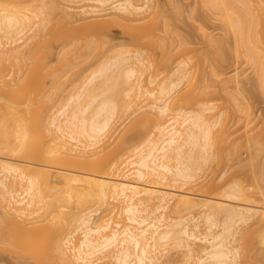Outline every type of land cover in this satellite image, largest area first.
Wrapping results in <instances>:
<instances>
[{
	"label": "bare ground",
	"instance_id": "bare-ground-1",
	"mask_svg": "<svg viewBox=\"0 0 264 264\" xmlns=\"http://www.w3.org/2000/svg\"><path fill=\"white\" fill-rule=\"evenodd\" d=\"M64 1L0 0L2 249L29 264H263L264 202L251 184L211 174L237 154L226 128L216 129L221 113L207 103L185 108L197 90L179 93L187 63L158 81L144 50L156 24L133 21L151 0ZM206 1L258 60L264 0ZM76 23L88 32L123 27L135 48L99 55L105 41L80 42ZM257 80L264 96V64Z\"/></svg>",
	"mask_w": 264,
	"mask_h": 264
},
{
	"label": "rangeland",
	"instance_id": "rangeland-1",
	"mask_svg": "<svg viewBox=\"0 0 264 264\" xmlns=\"http://www.w3.org/2000/svg\"><path fill=\"white\" fill-rule=\"evenodd\" d=\"M50 1L52 0H32V5L48 4ZM57 1L63 8L70 5L64 0ZM135 1L142 3L141 0ZM91 4L98 5L95 2ZM150 5L149 14L133 21V24H156L155 43L149 45L144 40V50L158 64L155 68L157 80L165 79L170 82L176 79L178 64L186 62L191 71L190 81L180 84L179 93L187 91L191 83L197 85V90L194 93V103L185 104V108L191 109L204 103L215 105L214 111L221 113L216 129L226 128L230 134L227 140V144L231 145L229 152L237 153L233 160L223 161L219 168H212V176H223L219 183L239 180L244 184H251L258 196L254 194V198L260 197V200L256 199L264 202V96L257 80V66L264 64V51L259 50L258 60L251 58L246 48L239 45L232 29L221 20L222 16L206 0H151ZM255 15L263 16L264 10L258 6ZM106 19H110V16ZM74 26L80 42L87 39L105 41L99 55L107 54L115 45L135 48L130 32L123 27L111 25L108 29L88 32L80 24L76 23ZM210 38L217 39L220 43L213 45ZM95 59L86 61L82 68L92 66ZM55 60L53 58L52 63ZM94 66L96 65L93 64L92 67ZM203 91L205 93L201 95ZM124 128L125 126L120 127L108 139L111 146L122 136ZM257 134H260L257 137L259 144L249 141L245 145L248 139L251 140ZM143 136L144 134L130 138L133 143H137ZM155 179L162 183L170 182ZM172 183L170 182L174 185ZM163 214L165 217L169 216L168 211ZM4 226V220L0 219V228ZM27 259L21 254L15 255L3 250L0 246V264H29ZM258 260L263 262L261 258ZM253 261L245 264H262Z\"/></svg>",
	"mask_w": 264,
	"mask_h": 264
}]
</instances>
